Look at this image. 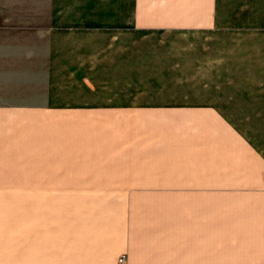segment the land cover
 <instances>
[{
  "label": "crops",
  "instance_id": "crops-1",
  "mask_svg": "<svg viewBox=\"0 0 264 264\" xmlns=\"http://www.w3.org/2000/svg\"><path fill=\"white\" fill-rule=\"evenodd\" d=\"M35 19L46 103H0V189H23L31 128L42 188L119 209L0 262L264 264V0H47Z\"/></svg>",
  "mask_w": 264,
  "mask_h": 264
},
{
  "label": "rangeland",
  "instance_id": "rangeland-1",
  "mask_svg": "<svg viewBox=\"0 0 264 264\" xmlns=\"http://www.w3.org/2000/svg\"><path fill=\"white\" fill-rule=\"evenodd\" d=\"M46 2L47 0H0L1 104L23 102V107H33L46 103V73H42L46 63V31L35 28L36 10L39 6L44 7ZM158 79L163 83L169 80L163 77ZM141 80L151 78L145 77ZM35 139L34 130L31 128L27 135H23V189H0V247L22 251L24 246H35L37 238L52 235V238L60 239L66 231L62 234H44L42 226L48 225L49 228V225H56L54 229L59 230V224L67 226L68 219H74L75 215L82 217H76L77 220H83L84 215L114 213L119 209L117 206L86 204L93 195L116 197L119 192L116 190L42 188L50 184L44 183L40 174V179H37L36 172H40L41 168L25 164V154L42 148ZM75 194L83 196L82 199L72 200ZM78 202L79 205L73 204ZM53 219L64 222H52ZM1 256L13 259L0 264H23V259L19 260L23 255Z\"/></svg>",
  "mask_w": 264,
  "mask_h": 264
},
{
  "label": "built area",
  "instance_id": "built-area-1",
  "mask_svg": "<svg viewBox=\"0 0 264 264\" xmlns=\"http://www.w3.org/2000/svg\"><path fill=\"white\" fill-rule=\"evenodd\" d=\"M125 258H126L125 256H122V257H120L119 261L123 262L125 260Z\"/></svg>",
  "mask_w": 264,
  "mask_h": 264
}]
</instances>
